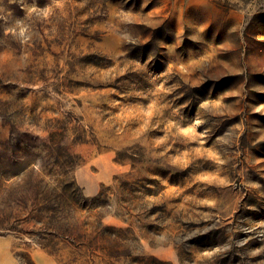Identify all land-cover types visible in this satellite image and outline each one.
<instances>
[{"label":"rangeland","instance_id":"1","mask_svg":"<svg viewBox=\"0 0 264 264\" xmlns=\"http://www.w3.org/2000/svg\"><path fill=\"white\" fill-rule=\"evenodd\" d=\"M0 264H264V0H0Z\"/></svg>","mask_w":264,"mask_h":264},{"label":"clouds","instance_id":"2","mask_svg":"<svg viewBox=\"0 0 264 264\" xmlns=\"http://www.w3.org/2000/svg\"><path fill=\"white\" fill-rule=\"evenodd\" d=\"M23 33H24V30L22 29V30H21V33H20V34H21V36H23Z\"/></svg>","mask_w":264,"mask_h":264}]
</instances>
